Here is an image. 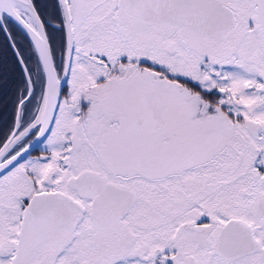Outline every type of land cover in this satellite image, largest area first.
<instances>
[{
  "label": "snow or ice",
  "instance_id": "obj_1",
  "mask_svg": "<svg viewBox=\"0 0 264 264\" xmlns=\"http://www.w3.org/2000/svg\"><path fill=\"white\" fill-rule=\"evenodd\" d=\"M0 264H264V0H0Z\"/></svg>",
  "mask_w": 264,
  "mask_h": 264
}]
</instances>
